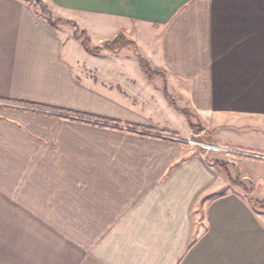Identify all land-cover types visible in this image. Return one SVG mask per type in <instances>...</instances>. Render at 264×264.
<instances>
[{
    "label": "crops",
    "instance_id": "obj_1",
    "mask_svg": "<svg viewBox=\"0 0 264 264\" xmlns=\"http://www.w3.org/2000/svg\"><path fill=\"white\" fill-rule=\"evenodd\" d=\"M40 1L0 0V264H264V161L176 138L264 154V0Z\"/></svg>",
    "mask_w": 264,
    "mask_h": 264
},
{
    "label": "rangeland",
    "instance_id": "obj_2",
    "mask_svg": "<svg viewBox=\"0 0 264 264\" xmlns=\"http://www.w3.org/2000/svg\"><path fill=\"white\" fill-rule=\"evenodd\" d=\"M69 29L70 31H73L74 30V27L71 25L69 26ZM80 29H77V33L80 34ZM83 36L81 35V37L77 38L78 39V43H79V47L82 49L84 46L82 44V41H83ZM88 43V47L93 50V49H98L99 51V47L97 46H94L93 42H91L89 39L87 41ZM115 49H119L120 47L123 46V50H121L122 52H125V49H124V46L128 49V52L130 54H137L138 52H140L141 54L144 55V53L142 51L139 50V48L132 44H128L126 43V41L124 39H122L121 37L117 40V42H115ZM105 46V45H104ZM118 47V48H117ZM137 49L136 53L135 50ZM85 49V48H84ZM97 51V52H98ZM194 131V130H193ZM195 132V131H194ZM176 138H178L179 140H181L183 143H185L188 147L190 148H193V149H198L202 152L206 151L205 148H203L202 146V143H206V142H215V141H212V140H208L207 138H205L204 136H202L200 133H190L189 135L187 136H177ZM217 143V142H216ZM220 144V143H218ZM208 151V150H207ZM209 152H211V157L212 159L214 158H217V159H220L222 162L226 163V161H228L229 159H232L234 158L235 159V156L236 157H241V158H246L248 159V163H249V169L251 170V177H248V179L244 180L243 182L246 184V185H251L252 186V181L251 180H256L257 178H261L262 177V173L261 171H258V168H254L255 166L259 167V163H256V161H258V159L256 158H253V157H249V156H244V155H226L224 154L223 152H220V151H216V150H209ZM260 160V159H259ZM260 161H264V160H260ZM229 162V161H228ZM227 164V163H226ZM255 165V166H254ZM233 170V169H232ZM234 173V171H233ZM235 174V173H234ZM261 184H264V181L260 182ZM243 187V186H242ZM258 187L260 189H263L264 188V185H258ZM260 192V191H259ZM256 197L260 200V194L257 193L256 194ZM255 203V202H254ZM256 206V209L257 210H264V201H258L257 200V204L255 203L254 204Z\"/></svg>",
    "mask_w": 264,
    "mask_h": 264
},
{
    "label": "trees",
    "instance_id": "obj_3",
    "mask_svg": "<svg viewBox=\"0 0 264 264\" xmlns=\"http://www.w3.org/2000/svg\"><path fill=\"white\" fill-rule=\"evenodd\" d=\"M34 3H35V5L37 6V7H39L40 8V10L46 15V17H47V19H48V21L50 22V23H54V22H56V21H62V20H60V19H53L52 18V16H51V13L46 9V7L42 4V2L40 1V0H34ZM64 22H67V23H70L73 27H74V36L76 37V38H79V37H81V35L84 37L83 38V41H82V44H83V46H84V48L88 51V52H93V53H96L97 51H98V49H93V50H91L89 47H88V36H87V34H86V32L84 31V30H81L80 31V34L79 33H77V29H78V27H77V25L75 24V23H73V22H70V21H64ZM120 38V35H118L114 40H112L111 41V43H115V42H117V40ZM143 64V66H144V68L146 69V70H148V65L146 64V63H142ZM173 105H174V103H173V101L170 99L169 100ZM178 108V107H177ZM183 114H184V116L186 117V119H187V122H188V124H189V126H190V128L192 129V130H194V131H199V129L198 128H196L195 127V125L192 123V121H191V113L187 110V109H185V108H178ZM207 161L209 162V163H211V164H213V165H215V166H217V167H222V168H224L225 169V167H226V163H224V162H222L220 159H212V160H208L207 159ZM225 173H226V176H227V178H229V175H228V173H227V171H226V169H225ZM231 181V180H230ZM231 182H233V181H231ZM239 186H242V185H239Z\"/></svg>",
    "mask_w": 264,
    "mask_h": 264
},
{
    "label": "built area",
    "instance_id": "obj_4",
    "mask_svg": "<svg viewBox=\"0 0 264 264\" xmlns=\"http://www.w3.org/2000/svg\"><path fill=\"white\" fill-rule=\"evenodd\" d=\"M203 148H205V150H216V151H220L223 152L226 155H244V156H249V157H253L256 159H260V160H264V154H260V153H254V152H249V151H244V150H239L233 147H228L222 144H218L216 142H206V143H202Z\"/></svg>",
    "mask_w": 264,
    "mask_h": 264
}]
</instances>
